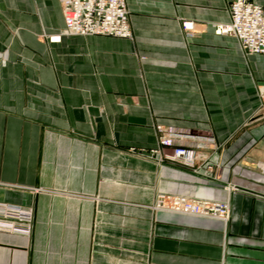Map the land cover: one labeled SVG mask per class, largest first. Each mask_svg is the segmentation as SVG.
<instances>
[{
  "label": "crops",
  "instance_id": "crops-1",
  "mask_svg": "<svg viewBox=\"0 0 264 264\" xmlns=\"http://www.w3.org/2000/svg\"><path fill=\"white\" fill-rule=\"evenodd\" d=\"M125 3L130 39L50 43L60 0H0V204L32 212L30 235L0 230V264H264V187L230 169L239 147V169L264 163V55L215 34L227 0ZM156 127L213 138L195 173L141 156ZM166 192L225 198L229 220L153 212Z\"/></svg>",
  "mask_w": 264,
  "mask_h": 264
},
{
  "label": "built area",
  "instance_id": "built-area-1",
  "mask_svg": "<svg viewBox=\"0 0 264 264\" xmlns=\"http://www.w3.org/2000/svg\"><path fill=\"white\" fill-rule=\"evenodd\" d=\"M228 1L230 23L219 28L217 34L233 37L243 53L264 55V5H257L251 0ZM60 2L64 23L63 36L131 38L125 0H60ZM198 209L187 206L183 214L194 218H208L206 212L205 215H201ZM171 211L179 213V209ZM31 221V210L0 204V230L28 236L31 232Z\"/></svg>",
  "mask_w": 264,
  "mask_h": 264
},
{
  "label": "rangeland",
  "instance_id": "rangeland-1",
  "mask_svg": "<svg viewBox=\"0 0 264 264\" xmlns=\"http://www.w3.org/2000/svg\"><path fill=\"white\" fill-rule=\"evenodd\" d=\"M252 2L255 3L254 1ZM228 5H229V1H228ZM228 11H229V6H228ZM229 16H230V13H229ZM128 26H129V12H128ZM223 26L225 25L216 26L215 28L216 35H218L217 31L219 30V28H222ZM129 30H130V27H129ZM62 31L55 37H50L45 34H41L39 37L41 39H46L50 43L59 42L62 37H65L63 36ZM224 36H228L234 39L233 37L229 35H224ZM246 55H249V54H246ZM256 91H257L256 93L259 97L260 103L258 105L256 114H255V119L253 120L260 121V120H264V89H262L261 87H256ZM156 131L160 134V137L158 139V146L155 149L150 150L146 153L142 152L141 156H143L144 158L150 159L152 161H155L158 164H162L164 160H168L172 164H178L181 167L192 171L193 173H195L198 170L197 169L198 164L201 161L196 153V150L206 149L208 145L214 143V140L212 137L208 135L194 137V135L190 131L163 129L161 127H156ZM199 138L204 141V144L194 145V147L190 146V144H184L185 140L199 139ZM243 148L244 147H239L238 152L235 153L236 154L235 160H234L235 162H234V165L231 166L230 168L232 170V173L246 177L255 185L264 187V163L257 162L255 168L252 170H241L236 165L238 162L237 160H239V158L243 156V151H241ZM166 149L169 150V153L166 157L163 158L162 151ZM182 151L185 153L181 154ZM215 167L216 165H214L213 167L207 166L206 176L212 177L213 179H216L218 181L222 180L220 176H218V178H215V174H214ZM223 189L228 191V193H230V190L234 192H238L240 191V189H244V188L240 186L239 187L235 186L229 182L228 184L225 183V186L223 187ZM187 206L188 207L193 206L195 208H199L198 210L201 213V215H205V212H206L208 214V215L206 214V216H208L207 219L209 220H218L222 222L223 224L227 223L229 220L230 205H229L228 200L225 198L221 200L215 199V198L214 199H192L191 197L184 196V195H177L172 192L159 193L156 195V198H155V201H154V204L151 210L153 212L164 211V212L173 213L171 209H179V213L176 212L175 214L194 218L188 214H183L184 213L183 211L186 209Z\"/></svg>",
  "mask_w": 264,
  "mask_h": 264
},
{
  "label": "bare ground",
  "instance_id": "bare-ground-1",
  "mask_svg": "<svg viewBox=\"0 0 264 264\" xmlns=\"http://www.w3.org/2000/svg\"><path fill=\"white\" fill-rule=\"evenodd\" d=\"M58 39V38H57Z\"/></svg>",
  "mask_w": 264,
  "mask_h": 264
}]
</instances>
